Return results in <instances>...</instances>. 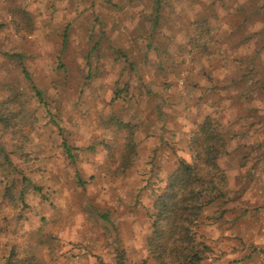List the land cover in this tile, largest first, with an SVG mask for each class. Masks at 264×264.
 Returning <instances> with one entry per match:
<instances>
[{
	"label": "rangeland",
	"instance_id": "374dc122",
	"mask_svg": "<svg viewBox=\"0 0 264 264\" xmlns=\"http://www.w3.org/2000/svg\"><path fill=\"white\" fill-rule=\"evenodd\" d=\"M198 1L0 0V120L19 114L24 122H0V162H8L0 169V264L13 248L36 251L44 264H117L119 255L122 264H155L146 252L148 216L178 163L189 160L190 134L206 117L225 137L218 165L226 185L198 223L210 249L203 264H239L245 250L264 264V94L258 85L243 89L240 62L229 106L220 98L210 112L202 108L217 98L200 97L188 74L214 61L219 39L202 22L213 42L201 55L193 46ZM208 2L202 10L227 21L245 16L242 7L249 27L264 24V0ZM180 10L192 19L184 22ZM248 37L261 42L264 34ZM169 43L165 63L146 67L149 51ZM144 73L159 77L155 92ZM122 124L134 131L124 173L112 161L127 133Z\"/></svg>",
	"mask_w": 264,
	"mask_h": 264
},
{
	"label": "trees",
	"instance_id": "16d2710c",
	"mask_svg": "<svg viewBox=\"0 0 264 264\" xmlns=\"http://www.w3.org/2000/svg\"><path fill=\"white\" fill-rule=\"evenodd\" d=\"M194 27L195 36L192 43L201 55L208 50V43L213 42L211 29L202 22L195 23ZM66 43L67 35L64 34L63 47ZM32 89L37 97L41 98V94L34 87ZM21 119L19 114H9L0 122L8 129L13 121L21 123ZM120 129L126 130L127 133L123 144L117 146L112 161L118 163L117 170L124 173L132 162L129 156L134 153V131L124 124L120 125ZM26 135L20 137L27 139ZM63 149L72 161L71 148L63 144ZM188 152L189 160H181L178 163L168 177L164 189L156 197L152 213L148 216L151 234L146 242V252L155 264H203L210 252L209 247L197 234L198 223L204 208L224 196L226 185V174L218 165L219 158L226 153V141L220 125L214 119L206 117L191 132ZM6 164L7 160L0 162V169H4ZM9 191L10 189H7L4 194L10 195ZM32 252L36 251L20 254L13 248L5 264H44V261ZM118 257L120 259L118 258L117 264H122V255Z\"/></svg>",
	"mask_w": 264,
	"mask_h": 264
},
{
	"label": "crops",
	"instance_id": "0c3cea01",
	"mask_svg": "<svg viewBox=\"0 0 264 264\" xmlns=\"http://www.w3.org/2000/svg\"><path fill=\"white\" fill-rule=\"evenodd\" d=\"M185 1V0H183ZM198 1V0H192ZM201 1L197 3H193L192 6L195 9V13H192L193 20L196 22H205L210 23L211 27L214 28L215 32H217L218 42H217V54L215 55L214 61L210 64H196L194 65L193 73H189V82L193 83L191 89L194 88V91L199 94L200 97H210L217 98L215 100H210L209 98L204 101L203 109H206L210 112V109L213 106V103H216L220 98H224L225 101H222L224 105H227L226 99L228 96H233L237 89H231L234 86V82L241 80L239 78H235V73L238 70L239 64L245 65V74L242 76L243 78V89H252L258 85L257 90L260 92L259 94H264V38L262 41H250L248 35L250 34H264V24H253L254 26L249 27L251 13L248 10H244L242 7H239L240 12H244L245 16L242 14L232 15L228 14V18L230 20L227 21L226 15L217 16V12H213L210 9L208 11H204L201 8ZM213 0H209L208 7H212ZM206 6V4H204ZM174 13V12H173ZM259 13L256 9L252 12V17L254 18ZM183 17V21L192 19L190 14L187 12L180 10L179 13H176ZM176 14L171 13V17L175 18ZM224 16V17H223ZM217 17V18H216ZM259 21V20H258ZM255 25L256 29H255ZM235 32L240 34H245L243 37L239 39L234 38ZM173 46V43H169V46L164 45L163 47H159L160 51H156L155 49L148 53V58L150 61L146 63V67H149L151 64L153 68H156L160 65V62L165 63L163 49H167ZM151 44L147 43L146 50H150ZM159 53L163 56L160 58ZM241 62V63H240ZM168 64V63H166ZM152 69V68H151ZM156 73V71H155ZM163 75V74H162ZM142 77V74H140ZM140 77V78H141ZM144 81H151V91L155 92L154 84L159 82L160 79L156 75L153 78L147 76L144 73ZM164 79V78H163ZM142 80V78H141ZM164 82V80H163ZM263 83V88L259 86ZM160 90L163 94L165 91L164 85L160 87ZM261 90V91H260ZM226 92V93H225ZM230 93V94H228ZM227 95V96H226ZM197 96V94H195ZM164 105V102L161 101ZM260 105V104H259ZM264 107V103H261ZM205 113V111H201ZM195 114L197 112L195 111ZM196 117V115H195ZM264 235V234H263ZM259 236H262L261 233L255 234L253 236L255 243L258 241ZM252 238V237H251ZM264 240V237L262 238ZM261 239V240H262ZM250 245V243H249ZM251 252V251H249ZM245 250L243 253H239L240 259H243L242 263L239 264H257L254 263L256 261V253H249ZM260 254V253H259ZM228 259H234L235 256L233 253H228Z\"/></svg>",
	"mask_w": 264,
	"mask_h": 264
}]
</instances>
